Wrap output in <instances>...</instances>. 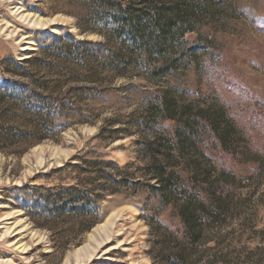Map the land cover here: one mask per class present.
I'll list each match as a JSON object with an SVG mask.
<instances>
[{"label":"rangeland","instance_id":"rangeland-1","mask_svg":"<svg viewBox=\"0 0 264 264\" xmlns=\"http://www.w3.org/2000/svg\"><path fill=\"white\" fill-rule=\"evenodd\" d=\"M123 1L129 19L114 21L101 0H0V85L60 78L71 103L41 115L23 154L0 152V264H170L165 243L186 264H264V0ZM33 55L32 78L10 61ZM197 116L201 134L184 139ZM91 179L95 225H41L42 194ZM194 188L212 212L186 237Z\"/></svg>","mask_w":264,"mask_h":264},{"label":"trees","instance_id":"trees-1","mask_svg":"<svg viewBox=\"0 0 264 264\" xmlns=\"http://www.w3.org/2000/svg\"><path fill=\"white\" fill-rule=\"evenodd\" d=\"M101 1L107 2L111 9H114V13H110L108 19L114 21L129 19L126 17L128 13L123 0ZM130 19L140 18L132 15ZM139 24L140 22L136 21L130 25L133 35H135L134 37H136L141 28ZM57 39L63 38L57 37ZM73 42L77 45L78 49L85 45L95 44L93 41L75 38ZM97 45L104 47L106 43L100 42ZM117 56L121 55L117 53ZM10 61L18 71L22 72L21 74L27 77L29 74V78H32L33 75L29 71V67L38 62V56L33 55L21 60L10 58ZM41 88L43 89L42 92ZM61 89L62 80L60 78H56L52 82H41V78L22 81L5 77L4 82L0 85V152L21 155L41 140V136L39 135L41 133V115H45L47 118L53 115L60 116L71 106L68 98L62 99ZM204 126L205 123L202 122V118L199 116L188 119L186 127L182 132L184 139L191 140L194 134L198 136L201 134ZM236 154H241L240 148L231 149V155L236 156ZM70 164L67 163L64 166ZM101 174L104 179L102 178L103 181L99 185L100 188L104 191H113L115 178H110L104 175V173L98 174V177ZM94 180L92 181L91 179L89 181L93 186L90 189L77 182L74 185L53 188V192L42 194L41 225L52 230H58L61 225L66 224H70L72 227L78 226L85 230L95 225L101 219L99 215L101 202ZM195 188L188 198V208L181 211L186 237H189L188 233H192L194 223H196L198 218L208 216L212 212L206 209L205 196L201 195L200 190ZM200 188L209 190L210 187L202 184ZM102 190L101 192H103ZM219 198L220 196L217 195L210 197L209 203L211 207L220 205ZM77 220L82 222H77ZM157 253L160 256H164L170 264H186L184 261L186 249L181 245H178V249L175 250L165 243L159 248Z\"/></svg>","mask_w":264,"mask_h":264},{"label":"bare ground","instance_id":"bare-ground-1","mask_svg":"<svg viewBox=\"0 0 264 264\" xmlns=\"http://www.w3.org/2000/svg\"><path fill=\"white\" fill-rule=\"evenodd\" d=\"M25 17V19H29V23L35 27H45L47 25V21L45 20L46 18L43 17H39V16H33V17H29L27 16H23Z\"/></svg>","mask_w":264,"mask_h":264}]
</instances>
